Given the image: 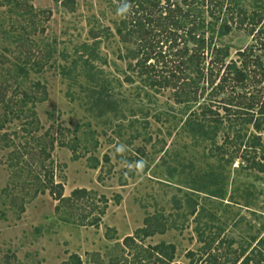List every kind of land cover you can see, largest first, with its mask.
<instances>
[{
	"label": "rangeland",
	"instance_id": "rangeland-1",
	"mask_svg": "<svg viewBox=\"0 0 264 264\" xmlns=\"http://www.w3.org/2000/svg\"><path fill=\"white\" fill-rule=\"evenodd\" d=\"M76 1L74 11L56 0L34 1L52 13L39 37L56 52L25 80V88L41 81L47 91L45 100L26 106L36 116L0 129V264H73L72 255L83 264H112L127 255L123 240L150 214L163 215L171 228L143 244H175L179 264H191L189 251L208 264L202 237L214 242L211 253L221 263L244 264L251 256L249 264H264V174L239 160L227 165L210 142L192 138L185 121L198 104H178L172 89L145 88L138 77L127 82L129 49L115 35V3ZM221 41L236 57L252 36L236 30ZM98 78L112 110L97 103ZM11 83L9 97L17 91ZM51 143L48 160L41 148ZM46 171L64 185L65 197L78 188L90 195L60 203ZM174 201H182L180 209Z\"/></svg>",
	"mask_w": 264,
	"mask_h": 264
},
{
	"label": "trees",
	"instance_id": "trees-1",
	"mask_svg": "<svg viewBox=\"0 0 264 264\" xmlns=\"http://www.w3.org/2000/svg\"><path fill=\"white\" fill-rule=\"evenodd\" d=\"M34 1L0 0V46L7 44L0 47L1 70L7 72H0V129L11 120L36 116L31 110L26 114V106L32 102L35 107L47 96L41 81L25 88L30 74L42 72L56 52L39 37L45 33L44 23L52 13L37 9ZM56 1L72 11L76 9V0ZM110 1L119 14L115 35L129 49L124 59L130 60L128 69L132 73L126 81L134 83L138 77L145 88L172 89L178 104L188 108L198 104L185 121L192 138L210 142L213 152L227 165L239 160L243 169L264 174V0ZM125 5L126 11L121 12ZM236 30L247 32L252 41L231 57L230 47L221 38ZM2 51L13 55V60ZM11 79L17 91L9 97L14 85ZM95 82L97 103L112 110L114 101L108 86L99 78ZM48 146L41 152L49 160L54 144ZM45 178L50 193L60 203L74 205L90 195L88 189L78 188L65 197L64 185L56 183L53 173L46 171ZM174 204L180 209L182 201ZM196 210L197 206L193 207L192 214ZM170 226L163 215H148L144 226L123 240L126 257L118 256L112 264H179L175 244H143L147 238L165 234ZM202 242L210 251L208 264H225L211 253L214 242L203 237ZM197 256L195 251L187 253L191 264H203ZM72 258L73 264H83L80 256ZM252 261L247 256L244 264Z\"/></svg>",
	"mask_w": 264,
	"mask_h": 264
},
{
	"label": "clouds",
	"instance_id": "clouds-1",
	"mask_svg": "<svg viewBox=\"0 0 264 264\" xmlns=\"http://www.w3.org/2000/svg\"><path fill=\"white\" fill-rule=\"evenodd\" d=\"M126 9H127V6L125 5V8L124 9H121V12L126 11Z\"/></svg>",
	"mask_w": 264,
	"mask_h": 264
}]
</instances>
